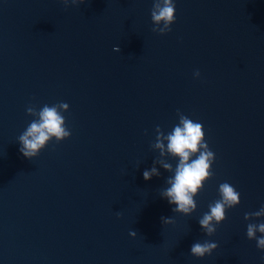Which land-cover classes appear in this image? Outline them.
<instances>
[{
  "label": "water",
  "instance_id": "obj_1",
  "mask_svg": "<svg viewBox=\"0 0 264 264\" xmlns=\"http://www.w3.org/2000/svg\"><path fill=\"white\" fill-rule=\"evenodd\" d=\"M153 2L0 0V264H264L245 234L264 222V0H175L163 34ZM62 102L70 135L23 156L34 113ZM177 109L215 154L190 214L161 195ZM225 181L239 203L207 236ZM203 240L217 247L191 255Z\"/></svg>",
  "mask_w": 264,
  "mask_h": 264
},
{
  "label": "clouds",
  "instance_id": "obj_2",
  "mask_svg": "<svg viewBox=\"0 0 264 264\" xmlns=\"http://www.w3.org/2000/svg\"><path fill=\"white\" fill-rule=\"evenodd\" d=\"M65 5L70 2L77 4L80 0H63ZM175 0H154L150 12L151 20L154 22L152 30L158 33L170 31V25L175 21ZM163 27H158L160 22ZM114 51H119L118 45H113ZM199 70L193 72L194 77H199ZM68 104L62 102L59 105L51 106L45 104L38 113V119L32 120L26 129L19 135V152L26 158H32L44 148L46 143L53 137L58 142L70 135V129L65 124V117L62 110L67 109ZM26 111L34 112L32 108ZM178 122L173 125L167 133V152L174 157H178L174 174L168 178L169 187L161 193L162 197L167 198L170 205H174V212L190 214L196 208L194 197L200 189L203 188L204 182L213 175L211 165L215 159L214 152L209 148L205 139V132L202 124L184 115L177 109ZM156 147L161 149L163 154L164 145L157 141ZM163 163V162H161ZM165 169H171L168 163H163ZM157 169L153 166L145 169L142 176L145 180L149 179ZM217 192L219 198L208 205V210L198 219V224L207 236L212 235L216 226L226 217L225 210L232 208L239 203L240 193L229 182L225 181L218 185ZM254 216L264 215V206L252 213ZM247 216V214H246ZM165 223H171V217H161ZM259 232L261 235L257 236ZM246 237L255 239L256 247L264 250V222L246 226ZM130 236H135L136 231L130 230ZM217 247L215 241L203 240L194 241L189 249L191 255L203 257L210 254ZM264 261V256L261 257Z\"/></svg>",
  "mask_w": 264,
  "mask_h": 264
}]
</instances>
